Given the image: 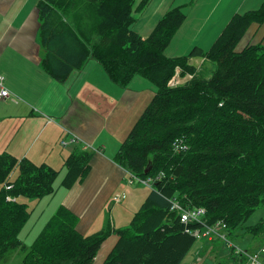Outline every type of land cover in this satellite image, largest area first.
<instances>
[{
	"label": "trees",
	"instance_id": "trees-1",
	"mask_svg": "<svg viewBox=\"0 0 264 264\" xmlns=\"http://www.w3.org/2000/svg\"><path fill=\"white\" fill-rule=\"evenodd\" d=\"M149 2L38 0L41 65L50 76L64 82L92 58L122 87L138 75L156 86L154 98L114 156L132 178L151 183L128 226L115 229L108 221L98 231L83 233L77 228L79 215L61 204L27 245L20 233L30 210L19 198L53 194L60 169L1 152L2 263L10 260L12 250L22 249L23 264H92L116 231L118 240L102 264H182L195 248L193 231L203 224L183 223L172 208L174 201L204 207L203 222H225L229 236L239 229L264 232V220L244 224L264 204V42L238 49L250 26L264 23V2L236 13L209 50L195 47L178 57H168L165 50L185 12L180 6L169 9L144 38L133 25ZM194 56L209 59L214 69L197 72L189 63ZM178 69L192 77L169 85ZM179 143L184 148H176ZM92 157L90 150L73 151L65 160L62 186L84 180ZM15 168L18 176L11 179ZM228 258V264H235L238 257L232 251Z\"/></svg>",
	"mask_w": 264,
	"mask_h": 264
},
{
	"label": "crops",
	"instance_id": "crops-1",
	"mask_svg": "<svg viewBox=\"0 0 264 264\" xmlns=\"http://www.w3.org/2000/svg\"><path fill=\"white\" fill-rule=\"evenodd\" d=\"M27 2L0 0V73L5 76L4 85L12 92L10 97L0 99V153L7 152L18 159L28 158L54 168L59 165L62 169L73 151L90 150L93 153L91 170L84 180L67 188L62 200L79 215L77 228L90 233L88 230L121 189L124 195H131L133 190L137 196L149 191L130 185L125 188L126 177L131 185L136 180L131 182L129 172L115 162L114 156L150 99L154 98L156 86L138 75L127 87H122L109 78L98 60L92 58L66 81H57L41 65L44 49L38 36L37 4L26 11ZM263 2L150 0L137 13L133 29L147 38L169 9L180 6L186 19L165 54L169 57L187 55L195 47L207 51L236 13L258 9ZM253 25L255 23L250 27ZM261 41L264 42V35ZM189 63L197 72L214 69L213 62L204 57H191ZM62 140L67 144H62ZM253 239L250 235L248 240ZM202 244L201 248H194L198 264H205L208 256L216 259L220 249L226 255L215 239H204ZM252 245L254 247L255 243ZM206 248L213 254L203 253ZM263 248L264 245L258 246L253 252L264 262ZM214 259L209 263L213 264Z\"/></svg>",
	"mask_w": 264,
	"mask_h": 264
},
{
	"label": "rangeland",
	"instance_id": "rangeland-1",
	"mask_svg": "<svg viewBox=\"0 0 264 264\" xmlns=\"http://www.w3.org/2000/svg\"><path fill=\"white\" fill-rule=\"evenodd\" d=\"M38 0H28L27 2V7L26 11H30L35 4H37ZM139 1H137L138 3ZM178 31V30H177ZM177 31L175 35L177 34ZM174 35V36H175ZM264 35V24L261 26H258V24H255L252 26V28L247 32V34L243 37L241 40L242 42L239 43L238 49L241 50L244 48L247 44L249 43H259L261 42L262 36ZM167 49V48H166ZM169 57V56H168ZM214 64V63H213ZM215 67V64H214ZM180 69H178L177 74H179ZM189 74V73H188ZM185 74V76H182L180 74V78L182 79V83H184L186 80L189 79V75ZM179 76L177 79H179ZM152 99H150L151 102ZM149 102V103H150ZM148 103V104H149ZM148 106V105H147ZM146 109V108H145ZM144 109V111H145ZM143 111V112H144ZM142 112V113H143ZM141 113V115H142ZM140 115V116H141ZM56 169H60V173L58 177L55 180V187L57 188L56 191L53 194H47L45 196H42L41 198L38 197H28V196H20L19 201L22 203H26L28 209L30 210V215L28 217L27 222L25 223L23 229L21 230L20 237L25 241L27 245H31V243L34 241L36 237H38V234L46 224V222L51 218V216L56 212V210L59 208L61 204H63V198L64 195L63 193L67 191V188L62 186V180L66 175L67 168L66 166L62 167V169L59 167V165H56ZM19 170L18 168H15L12 175L11 179H14L18 176ZM124 187L127 188L128 185L139 188L143 187L145 190H149L148 185L146 184H141L140 182L136 181L135 184L131 185L129 183V178L126 177V180L123 182ZM0 188H1V183H0ZM133 191V190H132ZM131 195L130 193L128 195H124L121 189L120 193L115 194V196L108 202V204L105 206V209L102 213V216H100L95 224L91 226V228L88 230V232H95L103 228L108 221H111L112 225L114 226L115 229H118L120 227H126L129 225L130 220L133 216V214L139 210V207L141 206L142 202L144 201L145 197L147 194L144 193V195L140 196L136 194V192H132ZM148 192V191H147ZM120 194V199L116 200V196ZM137 196V197H136ZM140 196V197H139ZM136 197V198H135ZM138 198V200H137ZM80 218V217H79ZM262 220H264V204L261 206H258L252 214L248 217V219L245 221V225L247 226H253V225H258ZM216 224V223H215ZM213 225V224H211ZM227 229H224V232H226ZM253 236L254 239L249 241V236ZM118 233L115 231L113 232L102 244L100 250L98 251L97 257L92 264H102L104 259L107 257V255L111 252L112 248L114 247L115 243L118 240ZM228 239H230L235 245L240 246L241 248L247 250L248 252L255 253L253 252L254 249L258 248V246L264 245V232L259 233L258 235H252L248 231H245L244 229H239L237 230L232 236L227 235ZM255 243L254 247L252 243ZM195 248L200 247L202 243H204V238H198L197 241L195 242ZM219 245L223 247L224 251L226 252V255H224L223 250H219V255L217 256L216 259L212 255L209 250V248H206L203 253L209 252L211 253L212 256H208L205 264H210L209 260L214 259L213 264H226L228 261V254L229 252L234 251L235 253V248L232 246H226L225 242L220 239ZM264 252V251H263ZM222 253V254H221ZM216 255V254H215ZM25 253L22 249H16L12 250L10 254V260L9 262L5 264H23V259H24ZM197 249L189 253L187 257L183 260L182 264H198L197 261ZM235 257H238L237 259L235 258V264H245L247 259L245 257H242L240 255H237L235 253ZM213 261V260H212ZM0 264L2 261L0 260ZM204 264V263H202ZM234 264V263H232Z\"/></svg>",
	"mask_w": 264,
	"mask_h": 264
},
{
	"label": "built area",
	"instance_id": "built-area-1",
	"mask_svg": "<svg viewBox=\"0 0 264 264\" xmlns=\"http://www.w3.org/2000/svg\"><path fill=\"white\" fill-rule=\"evenodd\" d=\"M178 72V71H177ZM190 77L189 79L192 77L191 74H188ZM180 76V72L179 74H176L173 79L170 80L169 85H177L179 83H182V79L180 78L177 79V77ZM4 80H5V76L3 74L0 73V99L1 98H7L10 97L12 92L9 91V89L4 85ZM72 141H75V139L73 140V138L71 139ZM62 144L66 145L67 141L66 140H62L61 141ZM185 145L182 144H176V148L179 147L184 148ZM88 147H93L92 145L88 144ZM134 180H137L138 182L142 183V184H146L148 186H150V180H143V179H138V178H132L131 177V182H133ZM120 194L117 195L115 198L116 200L120 199ZM10 198V197H9ZM173 209H177L180 214H181V221L183 223H190V222H200L203 224V229H196L195 231H193V234L197 237V238H208V239H215V238H220L222 239L224 242H226L227 246H232L235 248V253L237 255H241L242 257H245L247 259V261L245 262V264H264V262L260 259L259 254L257 253H250L247 250L241 248L240 246L235 245L230 239H228L226 232H224V229L227 228V224L223 221L217 222L216 224H213L210 226V224H206L205 222H203V216L206 213V209L204 207H196V208H188V207H184L182 206L178 201H174L173 202ZM264 251V248H263Z\"/></svg>",
	"mask_w": 264,
	"mask_h": 264
},
{
	"label": "water",
	"instance_id": "water-1",
	"mask_svg": "<svg viewBox=\"0 0 264 264\" xmlns=\"http://www.w3.org/2000/svg\"><path fill=\"white\" fill-rule=\"evenodd\" d=\"M145 172L148 173L149 172V168H147Z\"/></svg>",
	"mask_w": 264,
	"mask_h": 264
}]
</instances>
